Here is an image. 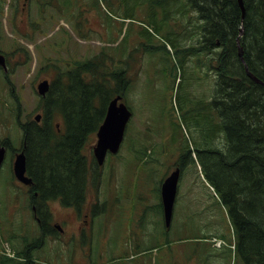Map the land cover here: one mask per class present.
Masks as SVG:
<instances>
[{"label": "rangeland", "instance_id": "rangeland-1", "mask_svg": "<svg viewBox=\"0 0 264 264\" xmlns=\"http://www.w3.org/2000/svg\"><path fill=\"white\" fill-rule=\"evenodd\" d=\"M28 12L33 21L26 23ZM194 15L185 0H0V50L8 60V70L0 69V141L9 138L10 148L21 141L16 117L22 123L43 110L36 91L41 79L53 81L103 49L109 58L122 55L120 66H127L132 82L125 98L132 116L118 154L108 155L101 181L89 184L80 209L48 201L51 222L61 229L38 249L29 248L41 229L28 187L13 175L15 153H6L0 166V264L18 261L5 256L7 245L31 249L35 264H242L228 245L235 241L228 213L195 153L183 166L169 225L164 219V178L186 148L213 143L221 122L209 104L216 77L209 64L215 60H204L212 54L198 52L183 65V54L166 42H195ZM108 64L110 71L117 66ZM86 202L92 203L87 216ZM83 220L89 222L88 247L75 245L80 237L73 231ZM203 236L228 244L217 248Z\"/></svg>", "mask_w": 264, "mask_h": 264}, {"label": "trees", "instance_id": "trees-1", "mask_svg": "<svg viewBox=\"0 0 264 264\" xmlns=\"http://www.w3.org/2000/svg\"><path fill=\"white\" fill-rule=\"evenodd\" d=\"M185 1L199 20L198 37L187 46L183 43V47L180 40L168 38L166 42L183 54V65L198 52L212 54L205 56L207 62L204 60L206 64L215 60L209 64L216 75L209 104L217 110L221 122L213 143L196 147L193 152L184 150L183 166L191 157L188 155L195 153L204 178L219 196L232 223L236 256L242 264H264V0H242L244 13L238 0ZM108 55L102 49L58 75L40 100L44 110L41 121L21 123L16 117L22 131L20 144L26 173L31 178L30 204L34 205L41 236L51 233L48 200L79 206L89 184L97 186L100 180L91 141L108 102L116 94H122L125 101L132 85L127 66H120L122 55L118 54L117 60ZM113 62L117 66L110 71L108 63ZM245 66L262 81L250 78ZM13 102L17 116L19 98L15 96ZM57 116L61 119L59 127ZM221 133L224 141L217 145ZM1 142L9 145L10 139ZM35 246L34 241L29 244V248ZM30 250L16 253L30 260Z\"/></svg>", "mask_w": 264, "mask_h": 264}, {"label": "water", "instance_id": "water-1", "mask_svg": "<svg viewBox=\"0 0 264 264\" xmlns=\"http://www.w3.org/2000/svg\"><path fill=\"white\" fill-rule=\"evenodd\" d=\"M243 10V1L239 0ZM242 32V29H241ZM239 40H237L238 42ZM239 55L242 61L243 51L238 42ZM0 65L6 68L5 56L0 52ZM249 74V72H248ZM251 75V74H250ZM260 81V80H259ZM258 81V82H259ZM38 92L45 95L49 89V81L42 79L37 84ZM122 96L117 94L108 103L103 121L97 130V140L93 146L95 158L99 164H102L107 151L117 152L123 140L126 124L132 114V111L121 100ZM40 113L35 115L36 121H39ZM58 126V124H57ZM6 148L0 143V165L4 159ZM25 154L23 151L16 154L13 162V171L15 176L23 183H29L31 179L25 174ZM179 177V168L176 167L163 181L161 187L162 205L164 211L165 223L168 225L171 220L173 204L177 191Z\"/></svg>", "mask_w": 264, "mask_h": 264}, {"label": "flooded vegetation", "instance_id": "flooded-vegetation-1", "mask_svg": "<svg viewBox=\"0 0 264 264\" xmlns=\"http://www.w3.org/2000/svg\"><path fill=\"white\" fill-rule=\"evenodd\" d=\"M27 3H25V5H26ZM24 9V8H23ZM21 21V20H20ZM33 20H32V18H30V12H28V13H26V20H25V22L26 23H28V22H32ZM6 72V71H5ZM18 149V148H17ZM14 150V153H16L18 150ZM180 164H182L183 165V159H180ZM183 167V166H182ZM30 185V184H29ZM28 190H29V188H28ZM86 200H84V202H85ZM83 202V203H84ZM83 203L82 204H80L79 206H76V205H72V206H70V208H72V209H74V208H76V209H80L81 207H82V205H83ZM85 206H86V216L88 215V213L90 212V210H91V208H92V203H88V202H86L85 203ZM89 222H88V220H83V221H81L80 222V224L78 225V228H77V230L76 231H73V233H77V235H79V237H80V240H79V242L78 243H75V245H78V244H80L81 242H84V243H87L86 245H87V247H88V240L86 239V236H85V229L86 228H88L87 227V224H88ZM57 229L58 230H60L61 228H60V226H59V224H57L56 222H54L53 223V226L51 227V232L52 233H55V231H57ZM51 237H53V236H51ZM59 237H60V235L58 234L56 237L54 236L53 238L54 239H56V240H58L59 239ZM44 241H45V237H43L41 240H40V242L38 243V244H36V246H37V249H38V246H40V245H43V243H44ZM88 249V248H87ZM89 251H90V249H88ZM91 252V251H90ZM30 263V262H29Z\"/></svg>", "mask_w": 264, "mask_h": 264}, {"label": "bare ground", "instance_id": "bare-ground-1", "mask_svg": "<svg viewBox=\"0 0 264 264\" xmlns=\"http://www.w3.org/2000/svg\"><path fill=\"white\" fill-rule=\"evenodd\" d=\"M238 2H239V0H238ZM239 5H240V3H239ZM240 7H241V5H240ZM241 10H242V7H241ZM244 6H243V10H242V13H244ZM221 22V21H220ZM225 26V25H224ZM223 28V27H222ZM220 33V32H219ZM239 42V41H238ZM237 42V43H238ZM240 43V42H239ZM244 58V57H243ZM242 60V59H241ZM243 63H245V61H242ZM245 69H246V72H247V74H248V72H249V74H248V76L249 77H251L252 79H254L255 81H259V82H261L262 80L259 78V77H257L255 74H253L249 69H248V67L247 66H245ZM251 74V75H250ZM72 82V81H71ZM258 82V83H259ZM77 84V83H76ZM93 85V84H92ZM104 85V84H103ZM108 86V85H107ZM107 88V87H106ZM106 90V89H105ZM107 91V90H106ZM95 93V92H94ZM68 94V93H67ZM104 94V93H103ZM108 94H109V92H108ZM103 97V96H102ZM108 97V96H107ZM93 102V101H92ZM0 143L2 144V145H4L5 146V148H7L6 147V144H4V143H2L1 141H0ZM4 160V159H3ZM46 193V192H45ZM46 196H47V194H46Z\"/></svg>", "mask_w": 264, "mask_h": 264}]
</instances>
